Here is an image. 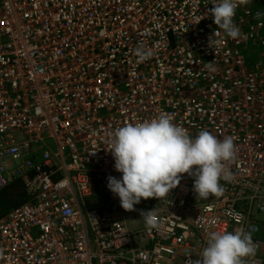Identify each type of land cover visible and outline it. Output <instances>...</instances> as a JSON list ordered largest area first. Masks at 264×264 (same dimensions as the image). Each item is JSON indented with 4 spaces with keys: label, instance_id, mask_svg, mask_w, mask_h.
Listing matches in <instances>:
<instances>
[{
    "label": "built area",
    "instance_id": "obj_1",
    "mask_svg": "<svg viewBox=\"0 0 264 264\" xmlns=\"http://www.w3.org/2000/svg\"><path fill=\"white\" fill-rule=\"evenodd\" d=\"M216 2L0 0V192L21 180L31 198L0 221V264H192L209 231L237 228L264 264V0L236 9L241 35L218 47ZM141 45L153 55L137 64ZM161 111L193 138H233L234 180L197 200L183 174L127 212L107 133Z\"/></svg>",
    "mask_w": 264,
    "mask_h": 264
},
{
    "label": "clouds",
    "instance_id": "obj_2",
    "mask_svg": "<svg viewBox=\"0 0 264 264\" xmlns=\"http://www.w3.org/2000/svg\"><path fill=\"white\" fill-rule=\"evenodd\" d=\"M250 0H217L209 10L220 31L215 35L217 47L225 38L237 39L241 33L234 23L236 9ZM264 13H258L260 19ZM211 38V37H210ZM136 63L141 64L153 55L144 46L134 49ZM216 71L214 61L205 65ZM174 114L161 111L151 120L128 122L107 133L108 150L114 159V169L121 174L109 176L107 187L119 198L123 210H135L141 200L166 198L181 181L183 174L194 178L193 192L197 200L220 197L225 189L223 179L234 180L229 165L235 162L238 149L233 138L218 139L208 130H200L193 138L182 126L174 123ZM145 227H159L155 209L141 212ZM135 222V221H133ZM257 245L250 232L237 228L233 232L209 231L206 246L192 264H249Z\"/></svg>",
    "mask_w": 264,
    "mask_h": 264
},
{
    "label": "trees",
    "instance_id": "obj_3",
    "mask_svg": "<svg viewBox=\"0 0 264 264\" xmlns=\"http://www.w3.org/2000/svg\"><path fill=\"white\" fill-rule=\"evenodd\" d=\"M28 203H31V198L28 195L24 182L21 180L15 181L8 188L0 192V221L13 210Z\"/></svg>",
    "mask_w": 264,
    "mask_h": 264
},
{
    "label": "rangeland",
    "instance_id": "obj_4",
    "mask_svg": "<svg viewBox=\"0 0 264 264\" xmlns=\"http://www.w3.org/2000/svg\"><path fill=\"white\" fill-rule=\"evenodd\" d=\"M254 61L256 60V56L254 55L252 58ZM141 224L138 222H133V220L129 221V227L130 228H137V226H140Z\"/></svg>",
    "mask_w": 264,
    "mask_h": 264
},
{
    "label": "crops",
    "instance_id": "obj_5",
    "mask_svg": "<svg viewBox=\"0 0 264 264\" xmlns=\"http://www.w3.org/2000/svg\"><path fill=\"white\" fill-rule=\"evenodd\" d=\"M252 58H253V57H252ZM259 60H260L259 57L256 58L255 61L252 59V61H251V65H252V66H255L256 64H258V63L260 62Z\"/></svg>",
    "mask_w": 264,
    "mask_h": 264
}]
</instances>
